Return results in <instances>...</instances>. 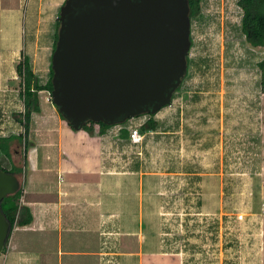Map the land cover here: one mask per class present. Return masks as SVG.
I'll list each match as a JSON object with an SVG mask.
<instances>
[{"label": "rangeland", "instance_id": "1", "mask_svg": "<svg viewBox=\"0 0 264 264\" xmlns=\"http://www.w3.org/2000/svg\"><path fill=\"white\" fill-rule=\"evenodd\" d=\"M65 2L66 0H0V6L6 10H19L21 13L20 27L8 30L9 36L13 38H10L12 43L5 49L2 48L3 53L9 52L4 64L6 78L9 77L10 81L14 75L15 79L12 84L6 82L4 87L8 88V92L3 91L4 87L0 91V137L24 134L23 125L17 121V117L23 115L25 110L24 98L21 97L23 78L18 75L16 67L28 58L36 77L42 85L46 84L54 54L57 20ZM238 2L239 0H202L199 17L191 20L189 76L185 79L182 89L174 94V105L155 115L154 120L159 127L156 131L142 133V144L132 143L128 129V137L120 139V132L115 127L111 131L110 147L116 152L113 151L115 154L109 159L111 166L117 165L115 170L130 173L122 177H134L137 180L144 177L152 181L151 189L148 190L154 197L150 209L157 217L158 231L162 224H166L167 219L161 216V208L164 206L162 202L166 199H184L182 203L170 205L172 214L168 219L173 236L177 233L201 235L202 227H207L210 223L209 229L214 227L213 232H217V243L225 245L230 242L233 246L247 239V233L243 232V229L248 216L263 213L259 211L264 205L261 203L264 195L261 183L263 177L256 175L258 170L255 169L260 162V154L254 153L253 150L241 149L243 141L238 139L243 133L237 131L233 125L231 148L225 150L224 146L222 157L219 155L220 150L212 157H207L208 159L204 156L200 170L196 168L199 162V147L194 146L193 138H205L210 132L214 134L213 131H217L216 139L218 138L221 132L220 120L223 118L224 122V117L228 118L229 115L225 112L228 108L226 101L230 102L231 98L234 118L253 116L258 119L256 123L262 122L260 118L264 107L261 108L260 95L256 93L260 89L259 63L264 59V47H254L247 42L241 30L243 10ZM39 95L41 112L32 115L27 142L30 146H39L41 150L56 146L53 136L57 133L59 123L65 120L53 104L48 91H42ZM149 118V115H143L133 119L135 123L140 124ZM208 118L210 122H207ZM129 124L127 122L126 126ZM227 126L230 128L231 124ZM194 128H197L200 135ZM181 129L188 137L182 138L179 143L176 132ZM167 131L174 133L169 136L172 138L170 140H167V135L164 134ZM179 137H183V134ZM215 144L219 146L220 140ZM21 153L22 157L14 159V164L18 167L24 164L25 150L22 149ZM0 166L12 168L10 160L1 152ZM204 167L207 168L204 170ZM26 172L24 167L17 176L23 180ZM204 172L214 175H197ZM192 199L194 203L191 202ZM215 199V224L213 220L206 223L205 219L213 218L211 215H186L207 213L214 208V203L209 204V201ZM131 202L130 205L133 206L139 199ZM220 213L223 215L222 222L218 219ZM239 214L245 215L241 222L237 219ZM189 220H193L191 226L188 224ZM228 221H231L230 228L227 226ZM188 227L193 228L194 234L187 233ZM204 230L207 232V228ZM2 256L4 255H0Z\"/></svg>", "mask_w": 264, "mask_h": 264}, {"label": "crops", "instance_id": "2", "mask_svg": "<svg viewBox=\"0 0 264 264\" xmlns=\"http://www.w3.org/2000/svg\"><path fill=\"white\" fill-rule=\"evenodd\" d=\"M20 21L19 10H6L0 6V91L9 81L4 68L9 52L3 53L2 48L12 43L8 30L19 28ZM10 79L9 84L14 83V75ZM259 83L260 89L257 88L259 91L256 94L260 95V106L263 108L261 80ZM7 89L4 87L3 91L8 92ZM175 101L174 98L172 105L163 109H170ZM226 104L228 108L225 112L229 115L224 117V122L223 118L220 120L218 138L217 131L206 134L205 138H193L194 146L199 147L196 168L203 167L201 161L204 156L210 158L220 150L222 157L224 146L225 150L231 148L235 125V129L243 133L238 139L243 141L241 149L260 154V162L255 169L258 170L256 175L263 177L261 183L264 188L263 110L262 122L256 123L258 119L253 116H232V98ZM228 124H231L230 128ZM114 129L115 126L102 136H91L84 130H73L62 121L53 136L55 147L40 150L34 145L29 150L27 174L22 180L21 206L30 209L33 220L14 229L4 256L0 257V264H111L112 260L113 264H264V205L259 209L262 214L248 216L243 229L247 239L236 246L230 245V242L218 244L217 232H213L214 227L209 229L210 223L202 227L201 235H195L193 228L188 227L187 233H193V236L179 233L173 236L168 219L172 214L170 205L182 203L184 199L162 202L161 216L167 219L158 231L157 217L150 209L154 197L148 190L152 181L144 177L139 180L122 177L130 173L115 170L117 165L111 166L109 159L116 152L110 147L111 131ZM194 129L199 133L197 128ZM164 134L170 140L169 136L174 133L167 131ZM180 134L183 137H179ZM176 135L179 143L182 138L188 137L182 129ZM118 137L122 139L120 134ZM217 140H220L219 146L215 144ZM197 175L211 177L214 174L204 172ZM134 199H139V202L132 206L130 204ZM191 202L194 203V199ZM210 203H214V208L207 213L186 215H211L213 218L205 219L206 223L213 220L215 224L216 199ZM261 203L264 204V195ZM224 215L227 216L226 213ZM222 216L220 213L218 217L221 222ZM192 221L189 220V226ZM230 224L231 221H228L229 228ZM106 233L112 235L108 246L105 245ZM220 237H223L222 233Z\"/></svg>", "mask_w": 264, "mask_h": 264}, {"label": "water", "instance_id": "3", "mask_svg": "<svg viewBox=\"0 0 264 264\" xmlns=\"http://www.w3.org/2000/svg\"><path fill=\"white\" fill-rule=\"evenodd\" d=\"M190 13L189 0H66L52 100L72 129L123 125L171 105L188 71ZM22 186L0 168V255L12 235L2 202Z\"/></svg>", "mask_w": 264, "mask_h": 264}, {"label": "trees", "instance_id": "4", "mask_svg": "<svg viewBox=\"0 0 264 264\" xmlns=\"http://www.w3.org/2000/svg\"><path fill=\"white\" fill-rule=\"evenodd\" d=\"M190 2V18L191 20L199 17L201 13L202 0H189ZM239 7L243 10V16L241 21V30L245 35L247 42L254 47H264V0H239ZM60 28V21L57 20V32L55 35L54 51L56 49L58 41V31ZM191 60L188 56V68L190 69ZM259 69L261 73V89L264 93V59L259 63ZM16 71L20 77L23 78V89L21 97L24 98V113L17 117L24 128V134L11 135L9 137H0V152L3 156L7 157L12 163L11 169H6L0 166V168L6 172L19 175L24 167L28 165V152L33 145L30 146L27 142V137L31 131L32 115L33 113L41 112L40 104V92L48 91L51 96L53 92L52 78L53 70L52 65L50 67V76L45 85H42L40 80L36 77L33 69L30 65L28 58H25L23 62H20ZM181 87L178 89L179 92ZM175 97H173L174 99ZM61 115V114H60ZM62 117V115H61ZM149 119L140 128V132L145 134L148 132L156 131L159 127L158 123L154 120L155 115H149ZM64 120V118L62 117ZM128 122V121H127ZM126 122V123H127ZM126 123L122 126L125 127ZM70 126V124H68ZM71 127V126H70ZM114 126H108L104 123H87L83 130L91 136L105 135L109 129ZM72 128V127H71ZM120 137H128V130L123 128L120 131ZM130 138V133H129ZM22 149L25 150V157L23 158L24 164L22 167H18L14 164V159L21 156ZM14 151V152H13ZM22 157V156H21ZM23 190L21 189L17 194L12 195L4 199L2 202V210L8 221L11 223L12 232L15 225L25 226L32 222L33 216L29 208L21 206V198ZM9 244V240H8Z\"/></svg>", "mask_w": 264, "mask_h": 264}, {"label": "built area", "instance_id": "5", "mask_svg": "<svg viewBox=\"0 0 264 264\" xmlns=\"http://www.w3.org/2000/svg\"><path fill=\"white\" fill-rule=\"evenodd\" d=\"M172 103H173V100H172ZM172 103H171V105H172ZM171 105H169V106H171ZM134 120L135 119H130L128 121L130 123L128 126L123 127L122 125H117L115 127L118 128V132H120L123 128L128 129L130 132V139H131L132 143L135 145H139V144H142L143 140H144V135L140 132V128L146 123V121L142 122L140 124H137L134 122ZM237 219L240 221L243 220L244 215L243 214L238 215ZM16 228H17V225H15L14 229H16ZM104 235L106 237L105 245L108 246L110 243L109 239L111 238L112 235L107 234V233ZM110 263L113 264L114 260H112V262H110Z\"/></svg>", "mask_w": 264, "mask_h": 264}, {"label": "flooded vegetation", "instance_id": "6", "mask_svg": "<svg viewBox=\"0 0 264 264\" xmlns=\"http://www.w3.org/2000/svg\"><path fill=\"white\" fill-rule=\"evenodd\" d=\"M189 76V68H188V71H187V74L185 75V77H184V79H183V81H182V84H181V89H182V87H183V84H184V82H185V79L187 78ZM180 89V90H181Z\"/></svg>", "mask_w": 264, "mask_h": 264}]
</instances>
